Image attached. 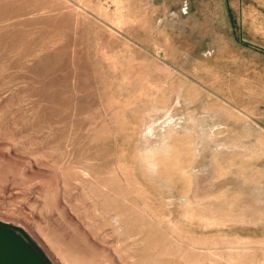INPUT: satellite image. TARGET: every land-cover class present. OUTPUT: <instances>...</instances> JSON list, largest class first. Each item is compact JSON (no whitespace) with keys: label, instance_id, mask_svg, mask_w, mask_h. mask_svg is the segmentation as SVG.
<instances>
[{"label":"rangeland","instance_id":"obj_1","mask_svg":"<svg viewBox=\"0 0 264 264\" xmlns=\"http://www.w3.org/2000/svg\"><path fill=\"white\" fill-rule=\"evenodd\" d=\"M0 221L53 264H264V0H0Z\"/></svg>","mask_w":264,"mask_h":264},{"label":"water","instance_id":"obj_2","mask_svg":"<svg viewBox=\"0 0 264 264\" xmlns=\"http://www.w3.org/2000/svg\"><path fill=\"white\" fill-rule=\"evenodd\" d=\"M0 264H53L20 227L0 221Z\"/></svg>","mask_w":264,"mask_h":264}]
</instances>
